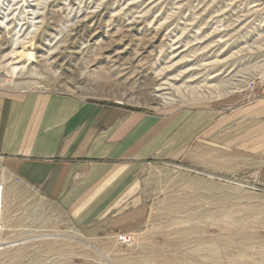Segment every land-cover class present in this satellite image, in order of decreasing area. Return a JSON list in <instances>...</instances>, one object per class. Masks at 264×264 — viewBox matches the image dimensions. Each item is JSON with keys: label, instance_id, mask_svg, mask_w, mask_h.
Listing matches in <instances>:
<instances>
[{"label": "rangeland", "instance_id": "obj_1", "mask_svg": "<svg viewBox=\"0 0 264 264\" xmlns=\"http://www.w3.org/2000/svg\"><path fill=\"white\" fill-rule=\"evenodd\" d=\"M264 88L255 0H0V93L42 91L172 116L248 106ZM140 170L138 226L49 229L0 264H264V153L254 127ZM2 243V241H0Z\"/></svg>", "mask_w": 264, "mask_h": 264}, {"label": "crops", "instance_id": "obj_2", "mask_svg": "<svg viewBox=\"0 0 264 264\" xmlns=\"http://www.w3.org/2000/svg\"><path fill=\"white\" fill-rule=\"evenodd\" d=\"M244 123L263 154L264 88L248 106L172 116L60 93H0V250L34 241L3 238L49 229L52 209L79 227L138 226L148 211L142 166L182 163L195 142L241 134Z\"/></svg>", "mask_w": 264, "mask_h": 264}, {"label": "built area", "instance_id": "obj_3", "mask_svg": "<svg viewBox=\"0 0 264 264\" xmlns=\"http://www.w3.org/2000/svg\"><path fill=\"white\" fill-rule=\"evenodd\" d=\"M2 160H3V158L0 157V164L2 163ZM0 192H1V187H0Z\"/></svg>", "mask_w": 264, "mask_h": 264}]
</instances>
